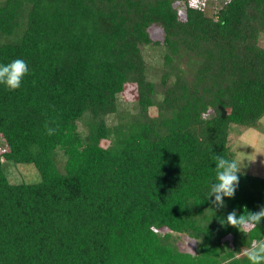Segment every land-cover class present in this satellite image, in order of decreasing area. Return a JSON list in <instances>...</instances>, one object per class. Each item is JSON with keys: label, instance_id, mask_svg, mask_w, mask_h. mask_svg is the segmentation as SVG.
I'll list each match as a JSON object with an SVG mask.
<instances>
[{"label": "trees", "instance_id": "1", "mask_svg": "<svg viewBox=\"0 0 264 264\" xmlns=\"http://www.w3.org/2000/svg\"><path fill=\"white\" fill-rule=\"evenodd\" d=\"M262 41L264 0L213 16L190 0H0V64L29 67L0 84V264H249L264 220H221L264 207V177L241 170L223 208L209 194L215 157L237 160L231 125L261 127ZM5 160L41 180L12 182Z\"/></svg>", "mask_w": 264, "mask_h": 264}, {"label": "rangeland", "instance_id": "2", "mask_svg": "<svg viewBox=\"0 0 264 264\" xmlns=\"http://www.w3.org/2000/svg\"><path fill=\"white\" fill-rule=\"evenodd\" d=\"M227 1L190 0V3L195 7L204 9L207 15L213 16ZM151 31L155 38L163 37L159 28L154 26ZM262 43L264 44V41ZM137 96V87L135 85H128L122 95V99L133 103L136 101ZM261 121V127L259 129L232 124L230 127L229 144L232 145L236 159L240 162L241 170L264 177V117ZM59 159L60 165L62 166L65 162V157L61 154ZM4 168L10 180L14 183H36L41 180L39 170L31 163L15 164L5 160ZM173 235L175 242H177L182 250L196 252L197 241L186 234L173 233Z\"/></svg>", "mask_w": 264, "mask_h": 264}, {"label": "clouds", "instance_id": "3", "mask_svg": "<svg viewBox=\"0 0 264 264\" xmlns=\"http://www.w3.org/2000/svg\"><path fill=\"white\" fill-rule=\"evenodd\" d=\"M29 67L25 60L14 59L8 64H0V84L9 90H17L21 87L23 78L28 74ZM48 135H52L55 129L45 125ZM241 173L240 162L228 159L224 156L215 157V183L210 187L209 197L214 196L212 204L216 208L225 207L224 198H233L239 184ZM264 220V207L259 211H248L238 214L236 210L231 211L222 224L235 227L240 230L255 229ZM243 256L249 264H264V238L253 239L250 245L243 250Z\"/></svg>", "mask_w": 264, "mask_h": 264}]
</instances>
